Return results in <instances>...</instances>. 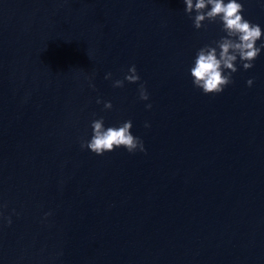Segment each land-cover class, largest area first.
I'll list each match as a JSON object with an SVG mask.
<instances>
[{
    "label": "water",
    "instance_id": "obj_1",
    "mask_svg": "<svg viewBox=\"0 0 264 264\" xmlns=\"http://www.w3.org/2000/svg\"><path fill=\"white\" fill-rule=\"evenodd\" d=\"M221 35L182 0H0V264H264V52L220 94L188 74ZM101 116L147 151L81 149Z\"/></svg>",
    "mask_w": 264,
    "mask_h": 264
},
{
    "label": "clouds",
    "instance_id": "obj_2",
    "mask_svg": "<svg viewBox=\"0 0 264 264\" xmlns=\"http://www.w3.org/2000/svg\"><path fill=\"white\" fill-rule=\"evenodd\" d=\"M184 12L192 20L195 29L205 28L207 24L217 23L223 33L218 39L200 46L188 68L191 82L205 95L220 94L233 83V74L240 67L248 70L254 67L255 60L264 52V27L253 22L244 15L243 0H182ZM264 4V0H260ZM207 22V23H206ZM112 76L105 74V79ZM136 65H131L123 79L113 81V87H123L125 80L130 83L140 81ZM254 78L247 79V86L251 87ZM95 87L94 84L90 85ZM139 99L147 101L149 93L145 84L139 85ZM98 104L102 101L97 98ZM105 109L113 107L112 102L103 101ZM149 103L146 108H151ZM144 127H150L145 122ZM91 135L82 139L81 149L90 150L102 156L107 152L124 148L128 153L146 152L143 139L132 131L131 119L114 125H105L104 118H94L90 122ZM3 213H0V218ZM10 225L12 220L7 218Z\"/></svg>",
    "mask_w": 264,
    "mask_h": 264
}]
</instances>
